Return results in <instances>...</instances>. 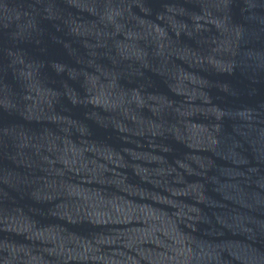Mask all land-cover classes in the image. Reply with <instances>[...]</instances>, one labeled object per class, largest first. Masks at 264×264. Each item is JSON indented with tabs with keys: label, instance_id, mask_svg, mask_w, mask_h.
<instances>
[{
	"label": "water",
	"instance_id": "obj_1",
	"mask_svg": "<svg viewBox=\"0 0 264 264\" xmlns=\"http://www.w3.org/2000/svg\"><path fill=\"white\" fill-rule=\"evenodd\" d=\"M0 264H264V0H0Z\"/></svg>",
	"mask_w": 264,
	"mask_h": 264
}]
</instances>
